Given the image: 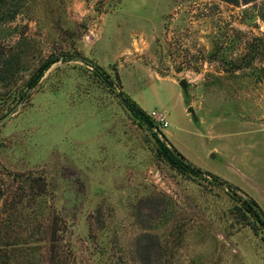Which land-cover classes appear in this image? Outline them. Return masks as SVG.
Instances as JSON below:
<instances>
[{"label": "rangeland", "instance_id": "1", "mask_svg": "<svg viewBox=\"0 0 264 264\" xmlns=\"http://www.w3.org/2000/svg\"><path fill=\"white\" fill-rule=\"evenodd\" d=\"M250 199L264 0H0V264H264Z\"/></svg>", "mask_w": 264, "mask_h": 264}, {"label": "trees", "instance_id": "2", "mask_svg": "<svg viewBox=\"0 0 264 264\" xmlns=\"http://www.w3.org/2000/svg\"><path fill=\"white\" fill-rule=\"evenodd\" d=\"M55 61H50L46 64H44L34 75V77L30 80L29 82V87L30 88H34L37 83L40 81V79L44 76L46 70L49 68L50 65H52ZM132 111L134 113H138V114H142V111H140L138 109V107L136 105L132 106ZM163 151V154L168 158V160L173 163L176 164L177 166H179L178 164V160L176 159V157L169 151V149H167L166 147H162L161 149ZM182 164V163H181ZM192 172V171H191ZM197 172H200L199 170ZM241 204L239 205V208L241 210H243L245 213L247 214H251L253 217L258 218V222H260V224H262V226H264V220L262 219V217H264V212L262 211V209L259 207V205L252 199L248 200H243L240 201ZM256 208V209H254ZM256 210V211H255Z\"/></svg>", "mask_w": 264, "mask_h": 264}, {"label": "built area", "instance_id": "3", "mask_svg": "<svg viewBox=\"0 0 264 264\" xmlns=\"http://www.w3.org/2000/svg\"><path fill=\"white\" fill-rule=\"evenodd\" d=\"M152 115L157 118L161 129H167L169 127V124L166 120V116L163 113L154 112L152 113Z\"/></svg>", "mask_w": 264, "mask_h": 264}, {"label": "water", "instance_id": "4", "mask_svg": "<svg viewBox=\"0 0 264 264\" xmlns=\"http://www.w3.org/2000/svg\"><path fill=\"white\" fill-rule=\"evenodd\" d=\"M256 20H257V18L254 17L252 20L248 21V23H249V24L254 23ZM81 60H82V59H81ZM180 86H181L184 90L187 89V83H186L185 81H182V82L180 83ZM190 111H191V113H192L193 115L195 114L194 111H193L192 109H190ZM211 157L214 158L215 156L212 155Z\"/></svg>", "mask_w": 264, "mask_h": 264}]
</instances>
